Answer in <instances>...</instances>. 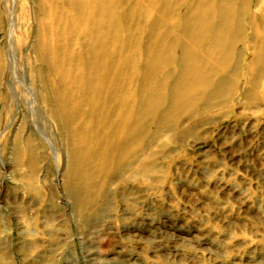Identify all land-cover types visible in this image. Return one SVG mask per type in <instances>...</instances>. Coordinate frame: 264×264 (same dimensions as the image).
Listing matches in <instances>:
<instances>
[{
  "label": "rangeland",
  "instance_id": "1",
  "mask_svg": "<svg viewBox=\"0 0 264 264\" xmlns=\"http://www.w3.org/2000/svg\"><path fill=\"white\" fill-rule=\"evenodd\" d=\"M0 63V264H264V0H0Z\"/></svg>",
  "mask_w": 264,
  "mask_h": 264
},
{
  "label": "bare ground",
  "instance_id": "2",
  "mask_svg": "<svg viewBox=\"0 0 264 264\" xmlns=\"http://www.w3.org/2000/svg\"><path fill=\"white\" fill-rule=\"evenodd\" d=\"M171 13V12H169ZM211 22V21H210ZM90 32V31H89ZM61 39V38H60ZM93 39V38H92ZM52 40V39H51ZM84 40V39H83ZM78 41V40H77ZM76 41V42H77ZM98 41V40H97ZM80 42V41H79ZM83 42V41H82ZM67 44V43H66ZM51 45V44H50ZM54 46V45H53ZM100 46V45H99ZM71 47V46H70ZM80 47V46H79ZM50 49V48H49ZM52 49V48H51ZM69 49V48H68ZM60 50V49H59ZM51 54V53H50ZM53 54V53H52ZM81 54V53H80ZM66 55V54H65ZM75 55V54H74ZM78 55V54H77ZM62 56V55H61ZM50 57V56H49ZM54 57V56H53ZM150 57V56H149ZM102 58V57H101ZM171 58V57H170ZM72 59V58H71ZM62 60V59H61ZM69 60V59H67ZM55 62V61H54ZM201 63V62H200ZM1 64V63H0ZM105 64V63H104ZM122 64V63H121ZM196 64V63H195ZM50 65V64H49ZM101 66V65H100ZM102 66H104L102 64ZM180 66V65H179ZM89 68V66H88ZM87 68V69H88ZM105 69H107L106 66H104ZM102 68H100V71H101ZM169 70V69H168ZM87 72V71H86ZM191 72V71H190ZM89 78L90 79V82H91V91H92V95H93V98L96 100L97 98H99L100 101H102V104L107 108V105L110 104L109 101H111V98L109 97V93L107 94V92L109 91V89H111L113 92L112 93H117V96L118 98L120 99L121 96V84L119 82H115L113 81L111 78H108L107 75L104 74L103 72V75L100 74V72H90L89 74ZM193 80V79H192ZM94 84V85H93ZM196 84V83H195ZM90 85V84H89ZM198 85V84H197ZM64 86V85H63ZM88 86V85H87ZM103 88L105 89V95L102 94V92H100V88ZM150 87V86H149ZM111 93V94H112ZM146 94V93H145ZM184 98V97H183ZM133 106V105H132ZM77 107V106H76ZM112 111V110H111ZM119 115L121 117L122 115V108L120 107L119 110ZM112 113V112H111ZM154 114V113H153ZM56 119H57V111H56ZM117 118V117H116ZM92 120V119H91ZM69 126V125H67ZM130 127V126H129ZM70 128V127H69ZM73 131V130H72ZM116 131V130H115ZM71 132V131H70ZM124 132H122L121 130L118 132V137H122L123 138V135ZM72 135V134H71ZM78 135V133H77ZM81 141V140H79ZM87 143V142H86ZM86 145V144H85ZM72 147V146H71ZM90 151V150H89ZM94 151V150H93ZM125 151V150H124ZM102 156V155H101ZM106 157V156H104ZM107 158V157H106ZM131 160V159H130ZM122 163V162H121ZM76 185V184H75ZM71 187V186H70Z\"/></svg>",
  "mask_w": 264,
  "mask_h": 264
}]
</instances>
